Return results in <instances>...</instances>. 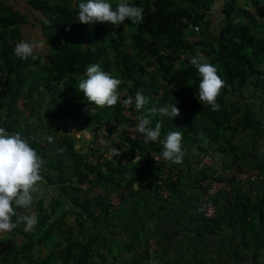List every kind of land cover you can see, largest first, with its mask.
<instances>
[{
  "label": "trees",
  "instance_id": "1",
  "mask_svg": "<svg viewBox=\"0 0 264 264\" xmlns=\"http://www.w3.org/2000/svg\"><path fill=\"white\" fill-rule=\"evenodd\" d=\"M80 2L83 0H0V127L29 140L45 167L56 173L54 177L43 176L44 179L51 186L59 185L68 199H54L46 208L40 203L38 224L33 231H25L21 223L13 231L1 233L0 264H93L103 236L98 229L100 216L109 214L113 206L110 201L114 194L106 191L108 187L119 200L126 192L131 197L140 192L144 200V192L151 187L158 201L167 202L175 196L179 186L175 168L181 165L161 158L159 141L145 144L143 137L135 133L137 117L152 107L175 105L179 109L180 115L172 119L157 114L151 120L153 127L157 122L162 126L160 140L169 131L183 134V159L201 138L207 140L208 148L232 154L233 162L240 168L241 162L251 156L237 155L227 133L234 135L238 128L244 131L256 122L247 113L241 121L231 124L234 112L226 106L228 99L249 80L260 84L264 103V0H130L143 8V19L138 24L126 19L119 26L78 23ZM109 2L115 8L117 0ZM22 39L42 45L37 59L22 61L14 56L15 45ZM197 52L204 62L218 68V75L225 82L217 97L219 111L200 104L196 98L200 77L190 60ZM92 64H99L122 81L118 89L121 102L117 105L93 106L79 91L78 84ZM137 91L149 99L140 111L134 103ZM129 96L133 104L126 107L122 101ZM20 100L22 107L18 106ZM40 114L46 120L39 118ZM39 124L44 131L38 129ZM45 125H55V130L52 126L45 130ZM75 129L94 132L92 143L101 132L106 133L110 144L104 151L100 146L85 148V141L80 147L72 132ZM251 129L260 131L257 127ZM113 148L119 151L118 156L112 154ZM203 149L200 147L201 152ZM137 163L140 169L135 167ZM252 167L257 168L264 181V163ZM225 170L214 168L213 173H199L201 198L205 189L200 182L208 178L215 177L223 183L220 191L226 192L229 182L223 179ZM160 178L161 185L157 183ZM85 180L89 185L84 190L79 185ZM101 184L107 188H101ZM93 189L105 193L108 209L102 193L78 198L81 193L91 195ZM208 199L217 214L215 198ZM255 200L245 193H236L231 201L227 199L225 208L245 227L246 235L256 240L254 251L258 254L264 247V192ZM204 212L202 209L190 221L194 236L203 237L214 231L210 224L213 216H205ZM70 214L76 216L80 231L91 225L97 232L81 241L72 239L64 228ZM254 218L258 221L253 224ZM52 238L50 245L47 242ZM148 247L155 248L150 243ZM35 254L37 258L32 256ZM164 264L181 263L176 259Z\"/></svg>",
  "mask_w": 264,
  "mask_h": 264
},
{
  "label": "crops",
  "instance_id": "2",
  "mask_svg": "<svg viewBox=\"0 0 264 264\" xmlns=\"http://www.w3.org/2000/svg\"><path fill=\"white\" fill-rule=\"evenodd\" d=\"M242 93L245 100L241 101L238 94H233L228 99L226 107L236 113L233 122L240 120V117L243 119L248 108L256 124L253 127H247L244 131L238 128L234 135L233 133L227 134L231 137L230 142H232L237 155H251L247 162L244 160L241 162L242 169L239 167L237 170V175L245 170L249 174L246 179L249 178V180L240 181L237 175H230L228 171L235 166L233 155L227 152H218L215 147L208 148L207 140L201 138L200 142L195 143L192 151L185 155L186 159H183L181 166L175 168L178 173L179 186L174 192L175 196L169 201L156 200L154 198L155 189L152 187L144 192V200H142V195L141 197H131L128 192L119 200L116 193L108 187L106 191L114 194L110 201L113 206L109 205L103 192L101 198L106 201L107 209L110 206V210H108L109 214L100 216L99 219L98 229L102 231L100 234L103 236L98 241V256L93 264H164L176 259L181 264H191L197 261H204L206 264H264V247L256 254L254 251L256 240L250 235H246L245 227L243 228L236 219L230 216L228 209L225 208V205L229 203L227 199L231 201L236 193H245L252 201H256L255 199L264 192V181L257 168L252 167L264 163V142H261L263 141L261 138L264 139V103L259 99L260 96L251 90L247 92V89L244 88ZM46 97L48 98V96ZM38 117L46 120L42 114ZM55 125L49 127L52 126V129L55 130ZM45 126V130L49 129L47 125ZM254 127L259 128L260 131H253L251 128ZM38 129L44 131L41 124ZM74 133L76 138L83 142L85 141L81 140L83 135L88 142H91L95 137L94 132L75 129ZM100 134L104 135L105 133L101 132ZM91 135L92 138L89 141ZM108 137L109 135L106 134L103 141L100 142L102 151L106 150L110 144ZM200 147L204 148L203 152L200 151ZM205 151H208L209 157L202 156ZM50 155L53 157L52 153ZM223 167L226 168L222 173L223 179H228L229 189L226 192L220 191L213 197L216 202L217 214L214 211L210 224L213 225L214 231L203 237L194 236L193 232L190 233V221L199 216L202 209L206 210V204L201 198L202 191L197 184L199 173L205 171L213 173L214 168L221 169ZM218 173L221 174L220 171ZM40 174L42 177L48 174L56 176V173L51 172L45 165H43ZM43 180H45L44 177ZM43 180L38 185L39 190L33 193L34 200L28 214L34 213L39 216L41 206L46 208L51 201L59 200L60 197L68 201L65 194H62L58 189L59 185L51 186L50 183ZM100 187L107 188L103 184ZM94 191L95 189L91 195L81 193L77 196L79 199L93 198L96 196ZM68 205L74 211L81 213L70 203ZM17 212L25 214L23 209H17ZM64 228L70 231L72 239L79 241L87 235L97 232V228L91 225H87L86 229L80 231L76 216L72 214L65 219ZM151 241L155 243L153 250L148 247V243ZM43 254H46V250L43 251ZM32 256L37 258L38 255Z\"/></svg>",
  "mask_w": 264,
  "mask_h": 264
},
{
  "label": "clouds",
  "instance_id": "3",
  "mask_svg": "<svg viewBox=\"0 0 264 264\" xmlns=\"http://www.w3.org/2000/svg\"><path fill=\"white\" fill-rule=\"evenodd\" d=\"M77 7L78 23L85 25L108 23L119 26L126 19L130 20L132 24H138L143 19L144 11L142 7L131 4L130 0H117L115 8H113L109 0H83ZM41 47L42 45L35 40L22 39L15 45L14 56L22 61L35 60ZM190 64L195 67L200 77L198 96L196 95L199 103L210 106L213 111H219L220 105L217 103V97L224 88L225 82L218 75V68L209 62H204L200 52H197L191 58ZM121 83L122 81L119 78L102 70L99 64H92L86 68L84 77L81 78L78 84V89L85 100L93 106L101 108L105 106L113 107L118 102H121V93L118 91ZM259 86L258 82L249 80L237 93L238 97L245 100L242 91L246 88L247 92L249 90L253 91L262 100L263 93ZM122 103L124 106L132 105L133 98L129 96ZM134 103L136 110L140 111L149 103V99L140 91H137ZM247 113H250L249 109L246 111V115ZM157 114L172 119L179 116L180 112L175 105L160 108L152 107L147 110L146 114L137 117L138 124L135 128V133L143 137L145 144L159 141L162 145L161 158L172 165H179L183 162L184 157V152L181 148L183 134L180 131H169L165 138L160 140L162 126L157 122L153 127L151 120V117ZM235 115L236 113L234 112L231 124L234 123L233 117ZM241 120L242 118L240 117ZM114 134L116 135V133ZM105 135L106 133L103 136ZM48 139L50 141L51 137ZM98 146H100V143ZM208 151L202 153V156L209 157ZM112 154L118 156L120 153L113 148ZM44 163V160L37 154V150L31 146L27 138L22 137L20 133H9L6 129L0 127V234L13 231L21 223L24 224L25 231H33L35 229L38 224V217L34 213H28L33 204V193L39 190L38 185L43 180L40 173ZM238 168L235 164L228 173L235 176ZM244 173H246L245 170L238 173L237 176L240 181L246 179ZM215 183L218 187L212 194H209L208 189ZM200 184L205 189V193L202 196L203 201L211 202L212 200H209L208 197L213 198L224 186L215 177L205 179ZM224 189L228 191L229 188L227 186ZM101 193L103 194V192ZM17 209L25 210V214L18 213ZM13 217L16 218L15 221H13ZM149 243L155 247L154 242L151 241Z\"/></svg>",
  "mask_w": 264,
  "mask_h": 264
},
{
  "label": "rangeland",
  "instance_id": "4",
  "mask_svg": "<svg viewBox=\"0 0 264 264\" xmlns=\"http://www.w3.org/2000/svg\"><path fill=\"white\" fill-rule=\"evenodd\" d=\"M213 12H214V11H213ZM18 106L22 107V101H21V100L18 102ZM125 115H128V113H125ZM72 132L74 133V130H72ZM74 134H75V133H74ZM262 134H263V133H262ZM100 135H102V136H100ZM237 135H238V134H237ZM91 138H92V135H91L89 141L91 140ZM103 138H104L103 134H99V135H98V138L95 139V143H92V142H88V141H86L85 136L83 135V136L81 137V140H85V142H86V143H84V147H85V148H90V146H96V147H97L98 144H99L100 142L103 141ZM76 139H77V143L80 145V147L83 146V145H82V141H79L78 138H76ZM87 139H88V138H87ZM261 140H263V141H261V142H264L263 137L261 138ZM252 150H253V149H252ZM135 167L138 168V169H140V163L135 164ZM43 181H45V180H43ZM137 185H138V182H135L134 187L137 188ZM79 186H81L83 189H84V188L87 189V184H86V182H85V184H83V185L81 184V185H79ZM137 190H138V189H137ZM94 193H99V191H98V190H95ZM134 196H140V192L137 193V194L134 195ZM115 200H116V199H115ZM46 203H47V202H46ZM254 221H255V223H256V222L258 221V218H254V219L252 220L251 223L254 224ZM248 226H250V225H248ZM256 227H257V224H256ZM53 240H54V238H52V240L48 241L47 243L51 245V243H52ZM50 245H49V246H50ZM36 249H39V248H36Z\"/></svg>",
  "mask_w": 264,
  "mask_h": 264
},
{
  "label": "built area",
  "instance_id": "5",
  "mask_svg": "<svg viewBox=\"0 0 264 264\" xmlns=\"http://www.w3.org/2000/svg\"><path fill=\"white\" fill-rule=\"evenodd\" d=\"M129 106V105H128ZM128 106H126V107H128ZM154 159L155 160H157L158 159V157L157 156H154ZM166 175V174H165ZM244 177L246 178V177H249V174L248 173H244ZM87 181L88 180H85V181H82V185L83 184H85V182H86V184H87ZM161 182H162V179L160 178V181L159 182H157L159 185H161ZM88 185L89 184H87V188H88ZM216 187H218V185L215 183V184H212V186L208 189V193L209 194H212L214 191H215V189H216ZM80 188H82L81 186H80ZM83 189V188H82ZM86 188H84V190H85ZM99 191V190H98ZM162 192V191H161ZM99 194H101V192L99 191ZM164 197H165V194H164ZM205 201V204H206V210H205V213H204V215L205 216H212L213 215V213H214V206H213V203L211 202V201H207V200H204Z\"/></svg>",
  "mask_w": 264,
  "mask_h": 264
}]
</instances>
